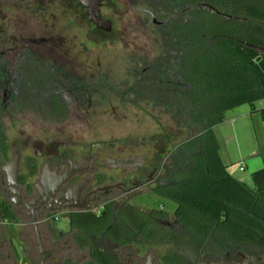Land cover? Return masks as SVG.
Wrapping results in <instances>:
<instances>
[{
    "label": "flooded vegetation",
    "instance_id": "flooded-vegetation-1",
    "mask_svg": "<svg viewBox=\"0 0 264 264\" xmlns=\"http://www.w3.org/2000/svg\"><path fill=\"white\" fill-rule=\"evenodd\" d=\"M180 1L188 6H177L165 21L154 17L163 24H153V20L152 24L164 27L184 18L187 25L197 8L215 10L209 3ZM106 2L101 3V18L111 21L102 15ZM81 10L94 31L110 34L112 29L107 32L96 27L79 0H0V117L5 112L13 116L25 113L23 118L36 113L43 118L30 121L34 124L65 126L75 113L91 107L98 88L116 90L100 65L91 60L90 34L86 46L78 39ZM162 78L170 92L171 82L165 75ZM155 81L152 78L143 84L154 86ZM119 91L124 93L122 88ZM108 95L111 90L105 97ZM74 137L22 142L19 150L31 148L33 155H28L21 166L22 153L14 152V157H20L17 185L11 184L13 177L3 170L6 165L2 160L0 205L11 207L16 221L3 219L0 214V264H92L95 247L113 256L117 264H148L152 258L156 264L155 254L141 256L138 243L118 245L105 232L95 234L89 229L116 223L127 205L145 212L132 200L142 195V189L151 186L154 193L161 184L162 172L173 156L169 152L172 138L168 137L157 154L147 157L135 153L137 143L127 156L125 143L100 151L101 144L84 146ZM174 221L158 220L166 227ZM12 228L19 229L17 239L9 231ZM238 261L251 264L245 257Z\"/></svg>",
    "mask_w": 264,
    "mask_h": 264
},
{
    "label": "trees",
    "instance_id": "trees-1",
    "mask_svg": "<svg viewBox=\"0 0 264 264\" xmlns=\"http://www.w3.org/2000/svg\"><path fill=\"white\" fill-rule=\"evenodd\" d=\"M191 2L209 3L215 10H194L190 28L182 18L168 24L175 26L173 36L181 43L170 90L184 97L186 122L196 131L175 146L173 163L165 166L161 184L154 189L176 203L175 221L166 227L158 222L168 218L165 211L146 213L127 205L116 223L89 229L105 232L118 245L174 244L177 250L167 251L163 264H197L182 250L201 252L208 244L264 251V169L252 174L253 187L236 179L222 159L214 130L226 121L227 112L243 105H250L264 122V106L257 108L264 102V0ZM8 150L0 130V165ZM0 214L9 221L16 218L5 203ZM91 259L92 264H117L98 247Z\"/></svg>",
    "mask_w": 264,
    "mask_h": 264
},
{
    "label": "rangeland",
    "instance_id": "rangeland-1",
    "mask_svg": "<svg viewBox=\"0 0 264 264\" xmlns=\"http://www.w3.org/2000/svg\"><path fill=\"white\" fill-rule=\"evenodd\" d=\"M177 6L183 9L188 5L180 0H107L102 15L112 21L110 34L98 29L94 31L88 23V18L82 16L84 12L81 10L78 27L76 26L78 39L86 46L87 35L90 34V40L93 41L90 44L91 60L97 66L100 65L101 72L116 86V90L110 88L111 95L105 97L109 90L98 88L99 91L92 97L91 107L87 111L75 113L70 123L65 126L48 127V123L34 124L30 121H41L43 118L36 113L23 118L25 113L13 116L12 113L5 112L0 117V130L6 136L11 150L6 159H3V166L9 164L14 152L20 149L18 147L24 141H47L55 137L66 139L72 134H75V141H79L81 145L101 144L100 151L107 149L111 144L125 143L128 145L127 156L137 143L139 146L135 153L147 157H152L162 150L170 136L172 141L169 152L172 151L175 155V146L186 140L190 134H196V131L186 122L187 107L184 97L175 90L168 92V85L161 83L164 75L168 77L165 80L170 81L171 74H174L173 69L176 68V53L181 43L179 44L173 36L175 26L159 27L153 25L152 20L154 17L158 21L169 19L174 15ZM182 19L184 21V18ZM188 27H191V20ZM152 78L156 80L154 86L143 84V81H150ZM119 88H122L124 93L119 91ZM108 97H111L112 101L109 102ZM263 106L264 102L259 103L257 108ZM243 112L252 115L249 114L247 121L237 128L238 142L234 140L226 143L229 160L226 152H223V144L219 142L222 146L221 156L228 165L229 172L238 180L253 186L252 174L264 169V122L258 113H252L250 105L227 112L226 119L235 113ZM216 127L214 130L217 137L222 138L221 131H218L220 136ZM140 139H144L143 142ZM254 145H260L259 153L249 157L246 152ZM21 153L22 166L26 157L33 153L31 148ZM170 162L173 163V158ZM241 166L244 167L243 171L240 170ZM168 169L172 170V164ZM163 177L162 172L160 180ZM142 190V195L132 200L134 204L142 207L147 213L152 209L163 210L168 215L166 219H173L176 203L154 194L151 186ZM9 231L17 239L19 229L12 228ZM140 249L141 256L146 257L153 253L157 256L156 264H163L162 256L169 250H177V247L164 243L141 245ZM182 252L197 264H241L238 260L244 257L251 264H264L263 250L232 244L224 248L208 244L201 252L189 248L183 249Z\"/></svg>",
    "mask_w": 264,
    "mask_h": 264
},
{
    "label": "water",
    "instance_id": "water-1",
    "mask_svg": "<svg viewBox=\"0 0 264 264\" xmlns=\"http://www.w3.org/2000/svg\"><path fill=\"white\" fill-rule=\"evenodd\" d=\"M83 6H85L89 12L90 20L96 25L97 28L110 32L112 29V22L105 21L101 18V3L103 0H79ZM153 24L162 25V22H156L153 20ZM20 157L16 155L9 165H6L3 170L6 171L13 178L11 184L17 185V175L19 174ZM40 252L43 253L41 242L39 243ZM148 264H154L153 258Z\"/></svg>",
    "mask_w": 264,
    "mask_h": 264
},
{
    "label": "crops",
    "instance_id": "crops-1",
    "mask_svg": "<svg viewBox=\"0 0 264 264\" xmlns=\"http://www.w3.org/2000/svg\"><path fill=\"white\" fill-rule=\"evenodd\" d=\"M249 114H251V113H248V112L235 113L234 115H232L229 118H227L226 121L223 124H221V125H219V126L216 127L217 134H219L220 131L222 133V138L218 137V139L223 144V148L222 149H224L223 152L224 151L226 152V154H227L226 157H227L228 160L230 158H228L229 155H228V151H227V148H226V143L229 142V141L232 142L234 140L236 142H238L239 134L237 132V128L240 127V125L242 123H245L247 121V119L249 117ZM218 131H219V133H218ZM219 135L221 136V134H219ZM259 146L254 145L249 152H246L249 155V157L256 156L259 153ZM224 155H223V157H224ZM242 155H243V152H241V156ZM251 187H253V186H251Z\"/></svg>",
    "mask_w": 264,
    "mask_h": 264
},
{
    "label": "built area",
    "instance_id": "built-area-1",
    "mask_svg": "<svg viewBox=\"0 0 264 264\" xmlns=\"http://www.w3.org/2000/svg\"><path fill=\"white\" fill-rule=\"evenodd\" d=\"M240 170L243 171V170H244V167L241 166V167H240Z\"/></svg>",
    "mask_w": 264,
    "mask_h": 264
}]
</instances>
